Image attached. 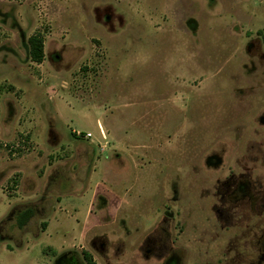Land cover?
<instances>
[{
  "label": "rangeland",
  "instance_id": "obj_1",
  "mask_svg": "<svg viewBox=\"0 0 264 264\" xmlns=\"http://www.w3.org/2000/svg\"><path fill=\"white\" fill-rule=\"evenodd\" d=\"M83 251L264 264V0H0V264Z\"/></svg>",
  "mask_w": 264,
  "mask_h": 264
},
{
  "label": "trees",
  "instance_id": "obj_2",
  "mask_svg": "<svg viewBox=\"0 0 264 264\" xmlns=\"http://www.w3.org/2000/svg\"><path fill=\"white\" fill-rule=\"evenodd\" d=\"M29 56L33 62L40 63L44 58L43 38L40 34H33L28 39ZM32 216L31 209L23 210L17 217V224L22 227L27 220ZM83 259L87 264H96L92 255L88 251H83Z\"/></svg>",
  "mask_w": 264,
  "mask_h": 264
}]
</instances>
